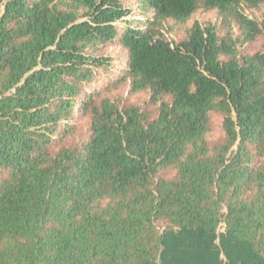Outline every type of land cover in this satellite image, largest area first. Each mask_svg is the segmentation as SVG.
I'll return each instance as SVG.
<instances>
[{"label":"trees","instance_id":"trees-1","mask_svg":"<svg viewBox=\"0 0 264 264\" xmlns=\"http://www.w3.org/2000/svg\"><path fill=\"white\" fill-rule=\"evenodd\" d=\"M263 36L264 0H0V264H264Z\"/></svg>","mask_w":264,"mask_h":264},{"label":"rangeland","instance_id":"rangeland-1","mask_svg":"<svg viewBox=\"0 0 264 264\" xmlns=\"http://www.w3.org/2000/svg\"><path fill=\"white\" fill-rule=\"evenodd\" d=\"M133 8H135V6L133 5ZM240 10L247 15L248 17L256 20V19H260V12L248 7H243L241 6ZM128 18H133V16H128ZM219 15L216 9L214 10H204L202 7H199L198 10H196L190 17V19L183 25L177 24L173 21H168L165 23L164 27H163V33L165 34V36L167 37V39L172 43L175 44L176 42L180 41L182 38L185 37L187 31L189 30V28L195 23L198 22L199 24H201L202 26L208 24L209 22H214V21H219ZM230 26L233 27V32L235 34L238 33V29H237V25L234 24L233 22H230ZM264 44V36L260 37L257 39V41H255L253 43V45L251 46L252 48H254L255 50L261 48V46ZM107 52H115L117 51V47H109L106 49ZM122 96L127 98V100L129 102H134L137 104L142 105L143 102L147 99V94L140 92L137 94H128V86H123L120 89H118L115 92V96ZM215 121H216V126L218 128L217 133H219V129H220V117L216 116L215 117ZM81 124L83 125V127L85 128L86 124H87V120L84 119L81 121ZM221 229V228H220ZM222 230V229H221Z\"/></svg>","mask_w":264,"mask_h":264}]
</instances>
